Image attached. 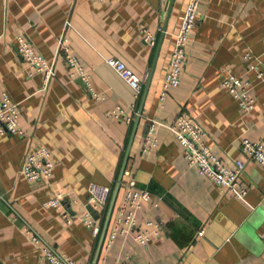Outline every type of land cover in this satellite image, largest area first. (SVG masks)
Wrapping results in <instances>:
<instances>
[{"label":"crops","instance_id":"1","mask_svg":"<svg viewBox=\"0 0 264 264\" xmlns=\"http://www.w3.org/2000/svg\"><path fill=\"white\" fill-rule=\"evenodd\" d=\"M187 2L0 0V95L7 93L18 103V124L25 132L22 137L0 135V264L41 263L32 233L78 264L93 263L99 237L81 221L88 205L73 200L85 203L90 183L113 190L136 119L128 125L108 116L117 107L128 112L135 102L131 87L105 62L108 58L121 60L143 79L137 106L145 93L142 112L124 169L152 194L137 212L140 229L148 221H161L165 228L147 247L131 238L118 239L109 250L102 243L96 264L102 258L103 264H264V239L259 236L264 228V168L245 160L238 148L242 138L264 140V0L200 1L180 85L161 107L159 92ZM143 31L156 35L154 47L144 41ZM21 33L53 64L55 76L45 90L42 75L29 76L17 51ZM62 37L88 71L91 90L69 77L59 50ZM244 54L250 58L244 60ZM251 64L259 78L246 70ZM228 70L251 82L254 104L248 112L239 110L220 86ZM182 112L204 128L207 144L223 165L230 166L232 159L244 162L238 176L246 189L244 202L189 167L165 126L158 127L157 148L140 153L148 118L169 125ZM42 146L50 151L53 172L30 183L20 169L25 156ZM123 192L119 186L107 230ZM59 193L73 216L70 224L62 219V210L43 206ZM106 211L95 210L101 228Z\"/></svg>","mask_w":264,"mask_h":264},{"label":"built area","instance_id":"2","mask_svg":"<svg viewBox=\"0 0 264 264\" xmlns=\"http://www.w3.org/2000/svg\"><path fill=\"white\" fill-rule=\"evenodd\" d=\"M200 1L188 0L184 13L179 17V27L174 34L168 69L165 72L159 92L161 107L169 96L170 90L180 85L181 74L187 57L186 45L188 37L199 22ZM143 39L151 47H154L156 43L155 34L143 31ZM16 47L28 69V75L32 76L33 73H40L42 75L41 88L45 90L51 79L55 76L53 64L49 63L38 53L31 41L22 33L16 36ZM59 50L69 70V77L81 79L86 87L91 90L88 71L84 69L79 59L69 52L67 40L64 37L60 40ZM249 58L248 54L243 55L244 60H248ZM105 62L131 87L135 98V102L130 105L128 112L125 109L117 107L108 116L113 119L124 120L126 124L131 125L138 113L137 106L142 94L143 79L119 59L108 58ZM246 70H253L256 73V77H260V73L254 64L249 65ZM220 86L229 94L238 109L242 112H248L253 107L254 99L250 92L251 82L245 74H235L229 70L225 71L220 81ZM18 117V103L13 102L7 93H2L0 95V135L14 134L21 137L24 136L25 132L18 124ZM147 120L148 126L140 146V153L142 155L157 148L158 127L165 126L181 146V155L189 167H195L202 178L213 182L222 191L230 193L236 200L245 201L246 189L238 182V176L243 169L244 162L241 159H232L230 166L223 165L221 160L211 151L207 144V133L194 117L187 112H182L169 125H165L154 118H148ZM238 148L245 160L252 161L264 168L263 139L251 141L247 138H242ZM53 168L54 163L51 160L50 151L42 146L25 156L20 173L28 182L36 183L42 179L51 177ZM120 186L123 187L124 192L120 202L116 205L115 215L106 232L103 246L109 250L118 239L125 241L131 238L136 244L147 247L150 241L158 237L165 228L161 221H148L143 229H140L138 225L137 212L141 209L143 203L150 201L152 194L137 185L129 169L123 170ZM87 194V201L85 203L80 202L78 199L73 200V203L84 207L90 205L94 210H103L105 212L111 198L112 187L90 183L87 187ZM63 199V195L59 193L55 197L46 200L43 206L45 208L62 210V219L66 224H70L73 216L65 210L62 204ZM157 204L158 202L155 201L154 205ZM81 221L90 230L92 236L97 239L100 234L101 223L95 220L89 211L85 212ZM202 234L203 230L200 229L198 235L201 236ZM259 236L261 239H264V228ZM30 239L40 253L41 263L39 264H78L69 256L55 252L36 234L32 233ZM103 263L104 258H102L99 264ZM117 264H126V262L122 261Z\"/></svg>","mask_w":264,"mask_h":264},{"label":"water","instance_id":"3","mask_svg":"<svg viewBox=\"0 0 264 264\" xmlns=\"http://www.w3.org/2000/svg\"><path fill=\"white\" fill-rule=\"evenodd\" d=\"M79 80L82 82L81 79H79ZM144 96H145V93L142 96V101H141L140 106L138 108V113L136 115L134 126L132 128V132H131L129 143H128V146H127V149H126V152H125V156H124V160H123V163H122V167H121L120 173L118 175V178H117V180L115 182V185H114V188L112 190L111 198H110V201H109V204H108V207H107L106 216H105L102 228H101V232H100V235H99L97 248H96V251H95V255H94V259H93V263L92 264H96V262H97V259H98L99 253H100V249H101L104 237H105V233H106V230H107V227H108L109 219H110V216H111L114 204H115L117 192H118V189H119V186H120V181H121V177H122V174H123V170L125 168V164H126L127 157H128V154H129V149H130V146H131V142H132V139H133L135 128H136L137 123L139 121V118L141 116L142 104H143ZM87 209L90 212V214L94 217V219L98 218L97 215L95 214V210L90 205H88Z\"/></svg>","mask_w":264,"mask_h":264}]
</instances>
